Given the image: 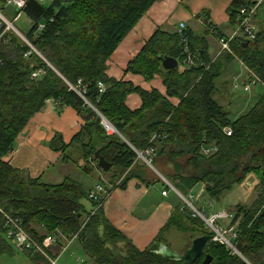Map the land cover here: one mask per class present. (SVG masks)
I'll use <instances>...</instances> for the list:
<instances>
[{"label": "trees", "instance_id": "16d2710c", "mask_svg": "<svg viewBox=\"0 0 264 264\" xmlns=\"http://www.w3.org/2000/svg\"><path fill=\"white\" fill-rule=\"evenodd\" d=\"M155 1L51 0L44 6L37 0H25L13 15L11 21L15 26L14 17L24 12L30 19V27L23 33L15 26L29 44L12 30H7L0 39V254L14 255L21 251L34 264H39L36 261L50 264L53 258L43 242L48 235L55 240L62 235L66 241L78 238L93 264H182L132 245L105 218L102 204L107 196L95 201L88 196L92 188L85 190L73 177L47 183L12 164L17 136L52 99L55 107L67 105L75 109L85 122L67 145L55 136L50 147L61 151L62 159H68L66 162L73 159L67 155L71 146L78 147L85 162L92 161L95 165L94 153L99 150L113 164L107 172L97 166L100 174H110L111 184L138 160L137 150L147 149H152L148 156L151 165L160 160L173 166V175L167 177L185 197L199 183L204 186L206 200L218 202L234 185L253 174L258 190L256 198L248 206L236 204L225 226L235 234L230 240L237 253L211 239L193 264H200L205 254L212 257L209 264H264V93L255 104L234 117L230 106L220 104L214 97L216 79L234 60L247 68L248 77L242 86L245 92L263 84L264 24L257 22L255 16L264 2L232 1L228 12L230 26L238 22L241 7L257 5L251 22L254 28L258 25V31L255 29V38L248 40L246 46H243L246 39L232 40L231 52L218 50L214 60L209 57L204 35L213 34L218 42L224 34L205 13L200 15L203 36L186 29V42L176 32L158 28L128 62L125 71L145 80L160 75L166 86L163 95L157 89L147 91L131 81L106 74L112 53ZM5 5L6 0H0L1 12ZM185 45L194 55L192 65L184 63ZM42 53H48L49 64ZM165 55L176 58L183 66L163 68L159 57ZM238 86L232 84L233 89ZM133 92L142 102L138 108L130 109L125 100ZM167 96L179 98V103L174 106ZM99 115L122 137L106 133ZM209 146L216 150L206 155L203 150ZM97 183H102L109 194V183L101 179ZM84 200L90 203L89 209ZM200 207L208 210V205ZM5 215L21 220V226L39 251L21 250L7 238ZM169 229L189 237L188 244L179 252L195 237L212 235L200 218L191 216L185 203L174 208L162 232ZM119 243H123L122 249L118 248Z\"/></svg>", "mask_w": 264, "mask_h": 264}, {"label": "crops", "instance_id": "0c3cea01", "mask_svg": "<svg viewBox=\"0 0 264 264\" xmlns=\"http://www.w3.org/2000/svg\"><path fill=\"white\" fill-rule=\"evenodd\" d=\"M232 1L233 0H156L112 53L107 61L106 74L117 80L131 81L135 86H139L147 91L157 89L161 94L166 95V86L160 75H155L152 79L145 80L141 75L125 71L128 62L140 52L144 44L158 28L168 33H174L179 24L184 23L188 31L195 33V35L203 36V28L201 26L202 19L200 15L204 13L208 19L217 26L222 34H229L232 27L229 24L228 12ZM263 2L264 0H261L259 4ZM211 35L212 36H210V34L209 36L204 35V37L206 36L208 54L211 44H213V42L215 43V45L213 44L215 48L214 52L209 54L210 59L214 60L218 56L219 44L216 37L213 34ZM235 61L238 60L232 62ZM232 62L224 67L221 76L216 79V92L214 94L215 99H217V93L225 94L227 98L225 104L230 107L236 103V93L233 90L232 84H237V81L243 82L248 77L247 68L241 61L238 62L241 66L239 67L242 69L243 75L242 73L236 75L239 70H235ZM167 98L174 106L179 103V98L177 97L167 96ZM141 102L140 96L134 92L129 93L125 100L127 107L130 109L138 108ZM238 112L241 113L244 111H235L234 114ZM84 122V118L72 107L63 105L58 108L55 107V103L52 99L48 100L46 106L31 117L21 134L17 136V138H19L17 140V142H19V147L25 149L24 153L28 154L29 158L26 162L21 161L22 163H15L14 166L25 170L28 169L30 172V166H41L40 164L45 166L48 161H52V164L61 163V161L67 163L66 160L68 159H62L61 151L52 149L49 143L57 136L67 145ZM71 149L74 153L71 157L73 158L72 163L75 161L78 163H74L76 166L71 163L67 168L73 171L75 179L83 185L85 190L93 188L100 179L105 183H109L110 192L102 204L103 214L112 225L126 235L132 245L139 250H144L157 239L168 243V239L163 235L167 231L162 232V227L168 221L174 208L179 205L177 199H180V197L171 190L168 191L167 195H162V190H164L165 187L164 180L168 181L167 176L173 175L174 168L172 165L164 164L158 160V158V161H156L154 165H145L143 164L144 160L141 161L138 159L116 179V182L114 181V184H111V180H109L110 174H100L94 162H85L83 154L78 147L71 146ZM16 152L17 150L15 153ZM15 153L13 152L12 154V163ZM40 154H42L44 158L35 163V160L38 158L40 159ZM70 155H72V153ZM74 166L80 168L77 174H75L77 169L75 170ZM84 167H89L90 169L87 170ZM162 170L165 173H160ZM39 175L42 178L44 171H40L36 176ZM252 176L254 177V175ZM161 177H163V179ZM124 179L126 180L121 185L120 182ZM46 181L48 180L46 179ZM61 181L62 180L57 183ZM241 184L242 183L239 185ZM196 186H199L196 195L199 201L202 197H205L204 186L202 184H196L188 195H193L194 197ZM234 187H237V185H234ZM75 241L77 243L76 249L74 251H69L71 245ZM43 243L46 247V251L55 259L56 264H71V258L68 259L67 255L71 257L76 250L79 252L81 250L83 252V256L76 259L78 264H92L91 259L84 250L82 242L78 238L72 239L67 246L66 238L62 235H58L53 242L44 241ZM65 246L66 248L62 250ZM117 246L122 249L123 243H119ZM36 262H39V264H49V261ZM29 263L34 264L32 260L31 262L29 261Z\"/></svg>", "mask_w": 264, "mask_h": 264}, {"label": "rangeland", "instance_id": "374dc122", "mask_svg": "<svg viewBox=\"0 0 264 264\" xmlns=\"http://www.w3.org/2000/svg\"><path fill=\"white\" fill-rule=\"evenodd\" d=\"M39 3H41L44 6H47L51 0H37ZM3 14L9 19L12 20L13 19V15H15L18 12V9H16L14 7L13 4H8L5 5L4 8L1 9ZM256 21L257 22H262L264 24V4L260 5L259 8L257 9V14H256ZM15 22V26H17L23 33H26L27 30L30 27V19L28 18V16L24 13V12H19V15L17 17V19L14 21ZM254 23V22H253ZM258 31V25L256 24V28ZM255 30V31H256ZM204 32V31H203ZM209 36V35H208ZM212 36V35H210ZM213 44L215 45V43L213 42ZM211 44L210 49H209V54L213 53L215 48L214 45ZM48 53H42V57L45 59V61H47V63L49 64V56L47 57ZM232 64L234 65L235 70H239L238 73L236 75H240V73H242V69H240V65L238 61L232 62ZM183 64L180 63L178 64V66H182ZM240 66V67H239ZM263 82V81H262ZM237 83L239 84V86L236 89H233L235 94V98H236V103L231 105V112L232 113V117H234L236 114H234L235 111H245L247 110L249 107H251L253 104H255V102L257 101L258 97L264 93V82L263 84H258L256 89L253 90V88L250 91H244L242 86H243V82L240 81ZM216 98L218 99V101L221 104H225L227 102V98L225 96V94H221V93H217L216 94ZM114 127V126H113ZM115 128V127H114ZM116 132L119 136H121V134L118 132V130L115 128ZM106 132V131H105ZM107 133V132H106ZM111 133V134H114ZM21 134V133H20ZM110 134V133H108ZM122 137V136H121ZM19 138L16 139L15 144H14V153L17 150V152L14 154V160H13V165L15 163H22V162H26L28 160V154L24 153V148L19 147V142H17ZM126 141V138H123ZM128 142V141H126ZM130 144V143H129ZM131 146V144H130ZM68 152V151H67ZM140 151L137 150V159L139 160H144L143 157L139 156ZM72 153V155L70 154ZM73 152L69 151L68 152V157H72L73 156ZM37 155V152H36ZM63 157V154H61ZM40 159L38 158L37 160H35V163L38 161H41L44 156L42 154L39 155ZM67 159V158H65ZM22 161V162H21ZM30 162V161H29ZM69 163V164H68ZM72 162H67L64 163L61 161V163H53L52 161H48L46 162L45 166H43L42 164H40L41 166H30V172L29 170H25L27 174H29L31 177H36L37 174L40 173V171H44V175L42 176V180L46 181V179L48 181H46L47 183H57L58 181L62 180L64 177H74V173L73 171L69 170L67 168V166H69ZM75 164L78 163L77 161L74 162ZM74 163H72L73 165H75ZM143 164L147 165L148 163L144 160ZM149 165V164H148ZM76 166V165H75ZM74 166V167H75ZM81 166V165H80ZM72 168V167H70ZM41 169V170H38ZM74 169V168H73ZM77 169V170H76ZM75 174L78 173V171H80V168L75 167ZM160 173H165L163 170ZM253 174H248V176L245 178V180L242 182L241 185L236 184L237 187L232 188L230 191H228L227 193H225L220 201L216 202L215 200H206V196L202 197L199 201L196 198L197 192L199 190V186H196L195 190H194V198H190L189 195H186V198L189 199V201L192 203L193 206L196 207H200V206H206L208 205V210H207V214L210 212H215V211H219V210H225L228 212H234V206L238 203H242V204H247L246 206L250 205L254 199L256 198L257 195V191L255 188V184H256V178L252 176ZM40 176V175H39ZM75 178V177H74ZM163 179V177H161ZM168 181L171 183L172 180L168 179ZM172 184V183H171ZM256 190V191H255ZM172 191V190H171ZM174 192V191H173ZM179 192V191H178ZM181 195L182 193L179 192ZM179 204H184V202H182L183 200L177 199ZM182 200V201H181ZM84 202V206L86 207V209L90 208V203L88 201H83ZM211 203V205L209 204ZM229 218H222L218 221V224L221 227H225L228 223H229ZM167 239H168V244L170 245V247L176 251H181L183 249V247H185L186 244H188V239L189 237H187L186 234H182L181 232H178L175 229H169L167 232H165L163 234ZM232 242V241H231ZM191 243V242H190ZM76 241L73 242V244L71 245L69 251H74L76 249ZM190 245V244H189ZM233 253H237L235 252V250L231 249ZM76 250L74 252V254L70 257L69 255H67V258L70 259L71 258V264H78L76 262V259L81 258L83 256V252L80 250V252ZM183 252V251H182ZM92 262V261H91ZM0 264H30L27 257L25 256V254L23 252H16L14 255H9V254H0ZM93 264V262H92Z\"/></svg>", "mask_w": 264, "mask_h": 264}, {"label": "built area", "instance_id": "2783aa9c", "mask_svg": "<svg viewBox=\"0 0 264 264\" xmlns=\"http://www.w3.org/2000/svg\"><path fill=\"white\" fill-rule=\"evenodd\" d=\"M260 2V1H259ZM258 2V4H259ZM25 3V0H6V5L13 4L16 9H20ZM257 5H252L251 7H241L239 14H238V22H236L235 26L232 27L229 34H226L224 36H221L218 38V43L220 45V52H231V41L235 40L236 38H241L243 40H252L255 38V28L251 22V17L256 11ZM19 13L14 17V20L17 19ZM39 28H41V25H39ZM7 30H12L17 34L22 40H24L26 43L28 41L24 37V35L14 26L13 21L9 20L1 11H0V39L3 36V34ZM212 31V30H211ZM176 33L181 38L182 41L186 42V26L184 23H180ZM29 44V43H28ZM184 52L186 54V58L184 59V63L187 65L194 64V55L189 52L187 46L184 47ZM251 72V71H250ZM252 74V72H251ZM33 76L36 75V72L32 73ZM257 80L258 78L255 77ZM263 83V82H262ZM100 87H102V84L99 83ZM248 86H245L244 89L246 90ZM101 117V125L103 126L104 130L107 133H114L116 132L113 125L102 115H99ZM230 131H227V134H229ZM216 150V147H205L203 150V153L208 155ZM139 156L143 157L144 160L151 165L150 158L148 156L152 153V149H147L143 152H138ZM147 156V157H146ZM165 187L164 190H162V195H167L169 190L174 191L186 204L188 210L190 211V214L192 217L200 218L203 221V224L205 228L212 232V239L215 241L222 242L226 244L231 249L235 250L230 238L235 237V234L232 232V228H226L221 227L217 222L222 218H231L232 215L230 212L225 210H219L215 212L206 213L207 210L204 209V207H196L193 206L192 203L189 201L188 198H186L184 195H181L178 190L167 180H164ZM89 198L95 200V201H102V198H106L108 196V193L105 191L104 186L102 183H96L94 187L89 191L88 193ZM192 198V196H190ZM101 205L102 202H99ZM6 219V236L9 238L15 246L21 250L24 249H30L33 250H40L38 246H36L27 232L24 230V228L21 226V220L18 217H12L5 215ZM73 237L72 239H74ZM71 239V240H72ZM71 240L67 241L66 246L71 242ZM44 241L47 242H53L55 241L54 237L51 235H48ZM65 247L62 248L64 250ZM235 252H237L235 250ZM50 264H56L55 259H50Z\"/></svg>", "mask_w": 264, "mask_h": 264}, {"label": "water", "instance_id": "95a60500", "mask_svg": "<svg viewBox=\"0 0 264 264\" xmlns=\"http://www.w3.org/2000/svg\"><path fill=\"white\" fill-rule=\"evenodd\" d=\"M248 43L249 41L245 40L243 46H246ZM159 59L161 60L162 67L165 69H173L178 66V60L172 56H168V55L160 56ZM94 159L97 161V166L104 172H107L113 165L111 162H108L102 156L99 150H97L94 153ZM211 239H212V235L210 234H203L197 236L194 239H192L190 245L183 252H178L172 249L166 243L155 240L150 244L148 250L151 253L156 254L157 256L165 260L182 262V264H193L196 260H198L202 256L204 249L206 248L208 242ZM211 260H212L211 255L205 254L200 264H209Z\"/></svg>", "mask_w": 264, "mask_h": 264}]
</instances>
